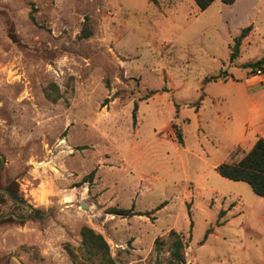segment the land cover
I'll return each instance as SVG.
<instances>
[{
  "label": "rangeland",
  "instance_id": "374dc122",
  "mask_svg": "<svg viewBox=\"0 0 264 264\" xmlns=\"http://www.w3.org/2000/svg\"><path fill=\"white\" fill-rule=\"evenodd\" d=\"M262 57L264 0H0V188L31 205L23 219L27 205L0 203L15 215L0 264H75L67 247L99 264L85 225L116 264H167L173 229L185 264H264V197L216 169L233 148L218 97L246 92Z\"/></svg>",
  "mask_w": 264,
  "mask_h": 264
},
{
  "label": "trees",
  "instance_id": "16d2710c",
  "mask_svg": "<svg viewBox=\"0 0 264 264\" xmlns=\"http://www.w3.org/2000/svg\"><path fill=\"white\" fill-rule=\"evenodd\" d=\"M198 6L200 7L201 11L206 10L215 0H195ZM227 4H233L237 0H222ZM32 18L35 17L32 15ZM252 30V26L245 28L241 35L236 37L235 43V50L232 51L231 57L235 58L237 56V52L239 50V46L242 44V41L248 36L249 32ZM92 35V29L89 26H86L80 37L88 38ZM251 65L255 66V68H261L264 65V57L257 60L256 62L252 63ZM217 78V77H215ZM45 93L48 99L53 102H57L61 98V93L59 88L55 83L49 85L45 89ZM138 110V105L136 104L134 109V116H136V112ZM179 139H182V133L178 132ZM1 162V158H0ZM218 173L225 178L234 181H243L248 183L253 191L261 196L264 197V138H259L255 143L254 147L247 151L241 146H237L233 148L226 160L220 163L217 166ZM96 174V169H94L89 175L84 178V181L93 180L94 175ZM15 183V182H14ZM6 188L8 189L9 193L16 199L20 201H24L23 198L20 196L19 188L17 183L15 186L7 185ZM6 199L11 200L6 192H0V203L6 201ZM12 201V200H11ZM13 202V201H12ZM16 205L20 206L16 202H13ZM165 205H161L156 209H160ZM33 212H38L41 214V210L33 209ZM109 212L113 214L122 215L124 217L131 216L135 214H142L141 212H135L133 208L126 209V208H119V207H111L109 208ZM225 210L220 212V218L224 217ZM15 219L14 216H10L5 218L1 221L6 220H13ZM212 232V228L208 229L205 235V238ZM171 244H170V256L168 258L167 264H185L187 262L186 256V249L188 247V241L185 240L184 235L182 233L171 230ZM81 236H82V247L84 251L88 254L87 258L93 259L94 256L97 257L99 264H116V258H114L111 254V247L110 243L106 239V237L96 231L91 226L85 225L81 229ZM67 250L71 256V258L75 261V264H79L78 257L79 255L77 252L67 247Z\"/></svg>",
  "mask_w": 264,
  "mask_h": 264
},
{
  "label": "crops",
  "instance_id": "0c3cea01",
  "mask_svg": "<svg viewBox=\"0 0 264 264\" xmlns=\"http://www.w3.org/2000/svg\"><path fill=\"white\" fill-rule=\"evenodd\" d=\"M244 80L246 92L218 98L226 138L233 148L241 146L250 151L259 138H264V75H252ZM244 100L249 105L245 117L242 113Z\"/></svg>",
  "mask_w": 264,
  "mask_h": 264
},
{
  "label": "water",
  "instance_id": "95a60500",
  "mask_svg": "<svg viewBox=\"0 0 264 264\" xmlns=\"http://www.w3.org/2000/svg\"><path fill=\"white\" fill-rule=\"evenodd\" d=\"M0 158H1V162H0V173H1V171L3 170V167H4V165H5L6 158H5V156H4L3 154H1V153H0ZM0 191H4V192H6V193L8 194V196H9L14 202H17L18 204H22V205H27V207L29 208V212H28V215H27L25 218H23V219H28V218H29V216H30V210H31V205H29V204H27V203H25V202H22V201H20V200H18V199H16V198H14V197L9 193V191H8L6 188H0ZM10 215H14V214L10 213V214L4 215V216H0V219L5 218V217H8V216H10ZM14 216H15V215H14ZM18 218H21V217H18Z\"/></svg>",
  "mask_w": 264,
  "mask_h": 264
},
{
  "label": "built area",
  "instance_id": "2783aa9c",
  "mask_svg": "<svg viewBox=\"0 0 264 264\" xmlns=\"http://www.w3.org/2000/svg\"><path fill=\"white\" fill-rule=\"evenodd\" d=\"M254 76H262L264 75V66L261 68H256V70H254L253 72Z\"/></svg>",
  "mask_w": 264,
  "mask_h": 264
}]
</instances>
